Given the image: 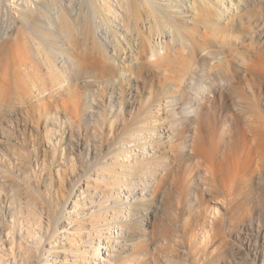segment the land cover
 <instances>
[{"label": "rangeland", "instance_id": "374dc122", "mask_svg": "<svg viewBox=\"0 0 264 264\" xmlns=\"http://www.w3.org/2000/svg\"><path fill=\"white\" fill-rule=\"evenodd\" d=\"M157 1L179 15L182 27L202 28L182 11L183 0ZM248 1V9L254 8L249 12L264 10V0ZM142 2L0 0V78L13 77L11 92L5 86L6 93L3 89L0 94V101H9V110L0 111V264H97L89 256L98 257L91 248L107 235L108 219L112 222L109 244L117 246L110 251L111 264H264V151L254 141L252 152L238 145L236 172L225 174L229 182L217 187L218 199L207 192L198 191L197 198L194 191L181 192L166 177L159 190L148 192V199L140 201L141 191L117 181L125 178L124 163L132 160L130 144L125 142L130 156L121 144L106 166L99 164L108 148L114 147L109 124L95 127L84 114L73 122L60 119L59 125L46 124L39 117L44 113L40 101L27 107L20 101L17 90L23 82L32 85L40 73L46 77L52 65L62 74L68 55L89 53L84 48L86 35L91 43L107 49V57L130 44L136 46L143 31L151 37L154 20ZM33 31L48 34L42 48ZM241 41L229 47L247 58L245 65H237L238 88L243 90L239 93L244 98L208 81L211 94L206 109L217 138L222 130L238 133L239 126L249 139L253 137L247 127L264 129V76L247 69L253 59L264 68V48L257 53L248 40ZM52 47L60 52L56 57ZM47 51L52 57L46 56ZM84 61L93 64L90 69L101 71L90 59ZM70 76L73 85L84 82L75 73ZM80 89L85 93L89 88L81 84ZM61 97L56 104L65 95ZM46 125L55 129L59 142L54 137L53 144L48 141ZM210 205L218 211L210 214ZM212 222L216 223L213 229ZM106 251L103 247L102 252Z\"/></svg>", "mask_w": 264, "mask_h": 264}, {"label": "bare ground", "instance_id": "6f19581e", "mask_svg": "<svg viewBox=\"0 0 264 264\" xmlns=\"http://www.w3.org/2000/svg\"><path fill=\"white\" fill-rule=\"evenodd\" d=\"M143 1L154 20L152 26L150 25L153 32H150L151 37L141 31L142 35H139L141 38L139 37L136 46L130 44L118 53L115 52L112 57H107V49L95 42L91 43L90 36L86 35L84 48L89 53L68 55L67 66L63 67L62 74L59 70L55 72L54 65L53 69L49 66L51 73L47 72L51 75L45 77V73L37 74L39 76L37 78L36 75L37 79L32 80V85L23 82L17 90L18 96L22 97L20 101L24 103V107L40 101L44 113L39 117L46 124L59 125L60 119L63 122H73L82 114L89 117L90 123L95 127L109 124L114 147L108 148L99 164L106 166L113 150L119 151L121 144L124 151L131 154L125 142L130 144L134 150L132 160L126 165L124 163L125 178L117 181L125 188L133 187L141 191L140 201L148 199V192L159 190L166 177L171 178L181 192L194 191L196 198L198 191L207 192L218 199L217 187H225L226 182H229L225 174L231 176L236 172L240 143L251 150V143L254 141L263 152L264 129L247 127L253 137L249 139L246 130L239 126L238 133L231 135L222 130L217 138L216 129L211 125L206 109L207 97L211 94L208 81L212 79L217 88L240 97L237 65L247 62V58L245 60L244 56H239L229 45L238 43L240 39L244 42L248 40L250 43L247 45L259 53L260 50L257 49L264 48V10L260 13L249 12L254 8L248 9V0H183V4L179 5L182 11L196 18L202 28L193 24L182 27L179 15L162 6L160 1ZM171 4L170 8L173 6ZM33 32L36 34V31ZM257 33H260L259 37ZM36 35L39 39L37 44L42 48L40 44L47 42L48 34ZM153 36L155 39H152ZM50 50L55 57L60 54L56 47ZM250 53L252 54L251 51ZM46 56L52 57V54L47 51ZM80 57L98 64L101 71L90 69L93 64L90 62V65ZM255 60L250 62L247 69L250 68L254 75L264 76V68ZM71 73L76 74L77 80L84 78V82L73 85ZM12 78L7 74L0 78V94L5 86L11 92ZM81 84L89 88L85 93L80 89ZM5 93L6 89L3 95ZM64 95L61 103L56 104ZM1 101L0 111L9 110V101ZM53 129L46 125L47 138L51 144L52 137L57 142L60 141L54 135ZM228 186L231 187L232 184L229 183ZM68 201L69 199L65 201L66 205ZM215 205H210V214L218 211ZM98 216L92 220H97ZM210 225L213 229L216 223L212 222ZM111 226L112 222L108 219L104 226L107 235L100 237L99 243H94L91 248L92 254L94 251V254L98 253V257L95 258L90 253V262L112 263L110 251L117 246L109 244L112 239ZM204 236L210 238L209 233ZM205 240L203 237V242ZM102 245L107 250L104 253Z\"/></svg>", "mask_w": 264, "mask_h": 264}]
</instances>
